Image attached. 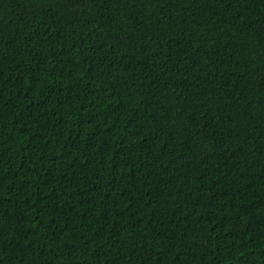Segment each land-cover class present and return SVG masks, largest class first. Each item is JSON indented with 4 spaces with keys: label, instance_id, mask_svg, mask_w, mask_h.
I'll use <instances>...</instances> for the list:
<instances>
[{
    "label": "trees",
    "instance_id": "1",
    "mask_svg": "<svg viewBox=\"0 0 264 264\" xmlns=\"http://www.w3.org/2000/svg\"><path fill=\"white\" fill-rule=\"evenodd\" d=\"M0 264H264V0H0Z\"/></svg>",
    "mask_w": 264,
    "mask_h": 264
}]
</instances>
